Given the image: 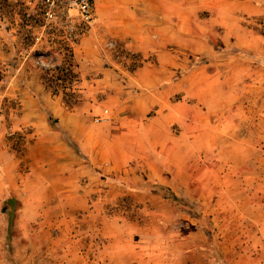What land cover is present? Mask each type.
Segmentation results:
<instances>
[{
  "label": "rangeland",
  "instance_id": "rangeland-1",
  "mask_svg": "<svg viewBox=\"0 0 264 264\" xmlns=\"http://www.w3.org/2000/svg\"><path fill=\"white\" fill-rule=\"evenodd\" d=\"M30 1L0 0V47L11 48L7 61L0 60L1 86L12 63L20 69L31 61L42 70L45 85L52 92L61 91L66 107L72 109L82 100V78L77 72V82L72 75L61 80L55 65L71 62L76 69L75 54L84 38L95 39L104 54L130 73L154 59L111 35L103 16L99 19L101 0H92L91 22L75 46H55L46 39L28 44L26 32L41 31V0ZM114 1L118 0H109ZM238 20L226 38L198 35L200 43L192 41L197 55L191 54L185 65L180 63L171 78H184L170 99L184 114V121L178 119L171 126L174 140L168 139L175 148L168 161L172 169L160 170L172 184L140 180L135 186L138 192L151 197L105 203L97 218L89 215V209L82 211L68 228L59 225L60 202H54L58 205L50 216L29 223L21 219L24 205L17 194L28 177L23 156L34 131L11 123L22 107L17 96L0 100V264H70V260L103 264L101 251L109 241L103 219L138 229V255H131L132 263L264 264V15L239 14ZM216 25L224 35L225 27ZM27 45L30 51L21 54ZM157 113L153 109L148 116ZM105 118L97 115L95 121ZM162 138L160 144L166 142ZM86 181L82 179L80 186ZM98 200V195L90 197L87 204Z\"/></svg>",
  "mask_w": 264,
  "mask_h": 264
},
{
  "label": "crops",
  "instance_id": "crops-1",
  "mask_svg": "<svg viewBox=\"0 0 264 264\" xmlns=\"http://www.w3.org/2000/svg\"><path fill=\"white\" fill-rule=\"evenodd\" d=\"M101 1L99 19L103 16L111 35L152 56V61L130 73L104 54L95 39L84 38L75 54L82 100L72 109L66 107L61 91L52 92L45 85L42 70L31 61L20 69L12 63L9 77L0 85V100L17 96L22 104L20 113L11 118L12 125L34 131L28 135L23 156L28 177L22 192L17 190L24 205L21 219L28 223L50 216L60 202L59 225L68 228L82 211L89 209V215L97 218L105 203L138 202L139 195L148 199L151 194L135 187L140 180L171 185L160 170L172 169L168 161L175 148L168 140H174L170 130L176 120L184 121L183 112L176 111L179 104L170 100L184 78H171L181 64L189 63L191 54L197 55L192 41L200 43L198 35L205 34L208 40L215 35L226 38L238 26L239 14L264 15V0ZM216 23L225 27L224 35ZM9 49L0 47L1 61H7ZM153 109L158 113L149 117ZM101 114L105 120L95 121ZM162 137L166 142L160 144ZM82 179L87 180L84 186H80ZM97 195L101 200L88 205L90 197ZM102 222L109 236L101 251L103 264H137L131 256L138 255L135 225L111 219Z\"/></svg>",
  "mask_w": 264,
  "mask_h": 264
},
{
  "label": "built area",
  "instance_id": "built-area-1",
  "mask_svg": "<svg viewBox=\"0 0 264 264\" xmlns=\"http://www.w3.org/2000/svg\"><path fill=\"white\" fill-rule=\"evenodd\" d=\"M34 1H30V4ZM41 3V14L38 19L41 31L26 32L24 41L36 44L46 39L47 43L55 46H73L80 34L84 33V28L91 22L92 0H41ZM29 51L27 45L20 53ZM55 67L61 80L72 75L77 82L79 76L71 62L57 63Z\"/></svg>",
  "mask_w": 264,
  "mask_h": 264
},
{
  "label": "trees",
  "instance_id": "trees-1",
  "mask_svg": "<svg viewBox=\"0 0 264 264\" xmlns=\"http://www.w3.org/2000/svg\"><path fill=\"white\" fill-rule=\"evenodd\" d=\"M160 188H164L165 190H167L168 192H170L171 196H172V199H174L175 201H180V199L178 198V196L174 195L173 193H171V189L166 187V186H159ZM16 199V198H15Z\"/></svg>",
  "mask_w": 264,
  "mask_h": 264
}]
</instances>
